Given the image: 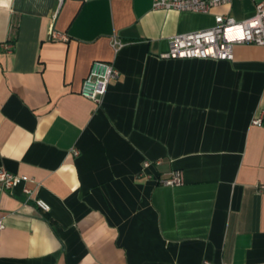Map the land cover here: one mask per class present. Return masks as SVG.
<instances>
[{
	"label": "crops",
	"instance_id": "0c3cea01",
	"mask_svg": "<svg viewBox=\"0 0 264 264\" xmlns=\"http://www.w3.org/2000/svg\"><path fill=\"white\" fill-rule=\"evenodd\" d=\"M253 12L0 0V168L33 180L0 187V264H264V48L158 56ZM95 61L118 70L98 102L80 94Z\"/></svg>",
	"mask_w": 264,
	"mask_h": 264
},
{
	"label": "built area",
	"instance_id": "2783aa9c",
	"mask_svg": "<svg viewBox=\"0 0 264 264\" xmlns=\"http://www.w3.org/2000/svg\"><path fill=\"white\" fill-rule=\"evenodd\" d=\"M65 0H57L58 5ZM85 1V0H74ZM231 0H151L152 9L176 10L194 13H208L213 8L230 3ZM254 12L247 18L235 19L229 15L217 14L214 24L210 27L178 33L169 38V48L158 56L162 59H213L231 61L234 58L233 48L236 44H255L264 48V0H253ZM112 45L117 50L122 44L113 38ZM118 76V70L111 63L95 61L87 76L83 79L80 94L98 102L107 90L109 81ZM252 123L259 125L261 119H253ZM74 153L78 152L74 150ZM147 161L143 167L149 166ZM181 174L172 172L162 178V185L181 183ZM33 182L25 176H18L0 168V187L11 189L18 182ZM259 189L264 184L258 185ZM23 192L30 194L31 189L25 184ZM36 206L44 212L50 210L42 200H35ZM4 225L0 220L1 234Z\"/></svg>",
	"mask_w": 264,
	"mask_h": 264
}]
</instances>
